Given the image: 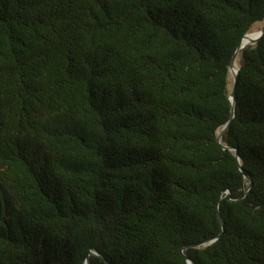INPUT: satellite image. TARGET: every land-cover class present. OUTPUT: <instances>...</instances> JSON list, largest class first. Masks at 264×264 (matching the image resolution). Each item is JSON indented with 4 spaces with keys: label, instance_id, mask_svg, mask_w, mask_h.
<instances>
[{
    "label": "trees",
    "instance_id": "obj_1",
    "mask_svg": "<svg viewBox=\"0 0 264 264\" xmlns=\"http://www.w3.org/2000/svg\"><path fill=\"white\" fill-rule=\"evenodd\" d=\"M263 20L264 0H0V264H264V32L231 119L229 99Z\"/></svg>",
    "mask_w": 264,
    "mask_h": 264
},
{
    "label": "water",
    "instance_id": "obj_2",
    "mask_svg": "<svg viewBox=\"0 0 264 264\" xmlns=\"http://www.w3.org/2000/svg\"><path fill=\"white\" fill-rule=\"evenodd\" d=\"M263 32H264V23L259 29L245 33L242 36V38H241L240 44L238 45V47L236 48V50L234 51V53L232 54V56L230 58L229 67H230V73H231V75L233 77V86H232V90H231V92L229 94V99H230V102H231L230 119H231V117L233 116V113H234V105H233V102H234V86H235L236 73L238 71V66L236 65L237 53H238L239 49L241 47H243L244 45L254 43L262 35ZM228 125H229V120L226 122V124L219 131V133L217 135V139L220 138L222 132L225 130V128ZM222 146L223 147H227L224 144ZM235 156L238 159V154H237L236 150H235ZM219 218H220V216H219ZM88 262H89V258H88V255H86L85 264H88Z\"/></svg>",
    "mask_w": 264,
    "mask_h": 264
},
{
    "label": "rangeland",
    "instance_id": "obj_3",
    "mask_svg": "<svg viewBox=\"0 0 264 264\" xmlns=\"http://www.w3.org/2000/svg\"><path fill=\"white\" fill-rule=\"evenodd\" d=\"M263 23H264V20L263 21H258V22H255L253 25H252V27H251V29H250V31H253V30H257V29H259L262 25H263ZM249 31V32H250ZM238 57V56H237ZM238 59V58H237ZM236 65L238 66V62L236 61ZM231 74V73H230Z\"/></svg>",
    "mask_w": 264,
    "mask_h": 264
}]
</instances>
